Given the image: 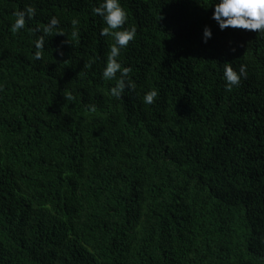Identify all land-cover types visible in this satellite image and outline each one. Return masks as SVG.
I'll use <instances>...</instances> for the list:
<instances>
[{"label": "trees", "instance_id": "16d2710c", "mask_svg": "<svg viewBox=\"0 0 264 264\" xmlns=\"http://www.w3.org/2000/svg\"><path fill=\"white\" fill-rule=\"evenodd\" d=\"M121 3L136 87L116 99L99 0H0V264H264V35L221 31L212 0ZM224 63L247 66L231 91Z\"/></svg>", "mask_w": 264, "mask_h": 264}, {"label": "clouds", "instance_id": "9594fccd", "mask_svg": "<svg viewBox=\"0 0 264 264\" xmlns=\"http://www.w3.org/2000/svg\"><path fill=\"white\" fill-rule=\"evenodd\" d=\"M211 7L213 8L211 18L217 23L221 31L233 28L249 30L264 35V0H212ZM92 12L100 17L104 25H106L101 29L99 35H111L114 37L115 42L109 48L106 64L101 75L104 80H117L115 86L111 87L109 92L112 97L122 99L125 89L134 90L136 84L130 78L132 68L123 66L118 57L121 51L135 40L137 29L134 25L127 28L124 27L128 22V12L123 7L121 0H99L98 6L93 7ZM36 13L37 9L31 4L17 10L14 13L15 21L11 24L10 31L16 34L25 29L26 22L33 19ZM78 23V20L74 19L72 21L74 28ZM59 25L60 21L53 16L47 24L37 26L35 29H29L33 34L36 32L43 33L33 41L35 48L33 60L42 59L46 36L53 33L55 35H63ZM72 35L78 37L79 31L74 30ZM211 36V29L205 27L202 34V42L207 43ZM118 72L120 76L117 79ZM242 79H247V66L245 64H241L239 71H236L231 63H224L223 80L227 91H231L234 87H239ZM2 87L0 85V90H2ZM158 95V91L152 89L144 94L143 102L152 105ZM65 99L72 100L74 97L69 94ZM88 110L94 112L96 111V106L94 104L89 105Z\"/></svg>", "mask_w": 264, "mask_h": 264}]
</instances>
